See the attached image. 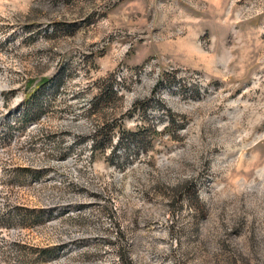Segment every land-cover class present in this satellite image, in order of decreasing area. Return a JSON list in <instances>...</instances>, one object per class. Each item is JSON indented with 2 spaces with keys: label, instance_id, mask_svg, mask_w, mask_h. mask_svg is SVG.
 Instances as JSON below:
<instances>
[{
  "label": "rangeland",
  "instance_id": "374dc122",
  "mask_svg": "<svg viewBox=\"0 0 264 264\" xmlns=\"http://www.w3.org/2000/svg\"><path fill=\"white\" fill-rule=\"evenodd\" d=\"M0 264H264V0H0Z\"/></svg>",
  "mask_w": 264,
  "mask_h": 264
}]
</instances>
